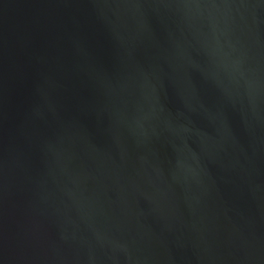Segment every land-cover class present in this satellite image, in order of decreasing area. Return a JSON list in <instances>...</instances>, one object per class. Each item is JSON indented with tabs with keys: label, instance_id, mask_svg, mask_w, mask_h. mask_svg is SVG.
I'll return each instance as SVG.
<instances>
[{
	"label": "water",
	"instance_id": "obj_1",
	"mask_svg": "<svg viewBox=\"0 0 264 264\" xmlns=\"http://www.w3.org/2000/svg\"><path fill=\"white\" fill-rule=\"evenodd\" d=\"M0 264H264V0H0Z\"/></svg>",
	"mask_w": 264,
	"mask_h": 264
}]
</instances>
